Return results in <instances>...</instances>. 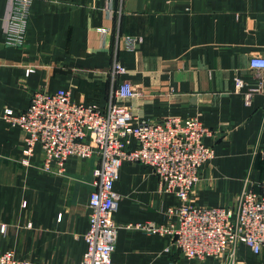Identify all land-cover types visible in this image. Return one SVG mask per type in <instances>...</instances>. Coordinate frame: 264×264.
<instances>
[{
  "label": "crops",
  "instance_id": "obj_1",
  "mask_svg": "<svg viewBox=\"0 0 264 264\" xmlns=\"http://www.w3.org/2000/svg\"><path fill=\"white\" fill-rule=\"evenodd\" d=\"M12 0H0V244L34 264H79L87 249L93 171L98 155L45 167L40 145L25 152V132L2 115L25 110L38 89L65 87L77 100L108 103L115 58L119 80L137 94L124 100L154 121L197 117L213 134L214 157L192 194L199 205L237 206L246 177L264 193V94L250 103L249 61L264 56V0H34L23 45L9 44ZM125 35L141 38L134 50ZM120 199L113 260L122 264H219L184 257L167 235L128 224L177 219L179 202L141 162L124 161L114 184ZM24 202L26 205H24ZM170 247V249H168ZM237 264H264L241 243Z\"/></svg>",
  "mask_w": 264,
  "mask_h": 264
},
{
  "label": "built area",
  "instance_id": "obj_2",
  "mask_svg": "<svg viewBox=\"0 0 264 264\" xmlns=\"http://www.w3.org/2000/svg\"><path fill=\"white\" fill-rule=\"evenodd\" d=\"M33 1L12 0L9 44L25 43ZM140 40L139 36L125 35V46L134 50ZM249 65L255 81L246 91L247 103L256 93L264 94V56H251ZM125 72V66L115 58L105 106L77 100L65 87L56 91L41 88L32 94L25 110L6 108L2 115L11 125L24 130L27 155H32L37 145L41 146L46 168L52 162L63 167L73 156L98 155L99 163L93 171L89 228L85 233L87 249L79 264H122L113 260L119 229L115 213L120 199L114 184L124 161L151 167L159 178L161 191L173 193L179 202L170 208L177 219L167 225L146 222L127 227L167 235L171 249L194 260L214 257L219 264H237L241 243L250 246L255 254L264 253V193L257 192L246 177L234 210L225 205L193 203L192 194L203 166L214 157L213 146L205 142L213 130L194 116L170 115L154 121L134 114L124 100L137 94L135 86L118 79ZM6 230L7 225L0 223V232ZM0 264L34 263L0 244Z\"/></svg>",
  "mask_w": 264,
  "mask_h": 264
}]
</instances>
